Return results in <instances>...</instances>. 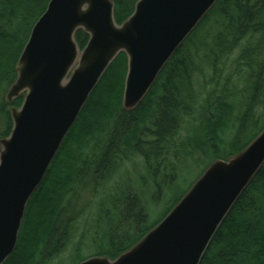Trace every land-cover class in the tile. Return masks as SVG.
I'll use <instances>...</instances> for the list:
<instances>
[{
    "label": "trees",
    "instance_id": "16d2710c",
    "mask_svg": "<svg viewBox=\"0 0 264 264\" xmlns=\"http://www.w3.org/2000/svg\"><path fill=\"white\" fill-rule=\"evenodd\" d=\"M49 1L0 0V139L12 129L10 108L22 105L23 96L11 105L5 101L16 79V63ZM137 1L113 0L117 24L132 15ZM202 29L207 32L199 44ZM75 41L82 50L88 36L78 31ZM126 73L127 58L120 54L91 93L29 200L16 248L4 264H55L65 252L81 250L88 241L98 254L87 258H116L184 196L148 227L140 193L133 186L120 191L119 178L129 174V164L132 171L140 168L141 177L149 176L141 183L143 190L160 193L164 183L159 176L166 166L174 172L182 153L212 156L209 166L243 150L264 129L263 124L237 148L248 124L258 125L264 119V0H218L130 112L122 109ZM184 124L187 137L176 144ZM190 124L194 130L197 124L199 145L191 138L195 131ZM230 144L233 149L223 151ZM94 205L96 213L91 211ZM200 264H264V166L220 225Z\"/></svg>",
    "mask_w": 264,
    "mask_h": 264
},
{
    "label": "water",
    "instance_id": "95a60500",
    "mask_svg": "<svg viewBox=\"0 0 264 264\" xmlns=\"http://www.w3.org/2000/svg\"><path fill=\"white\" fill-rule=\"evenodd\" d=\"M218 0H138L120 25L113 0H50L34 24L5 95L12 129L0 139V264L14 252L29 200L105 71L127 58L122 109L144 100L176 50ZM78 31L88 36L80 50ZM264 166V129L213 161L154 228L111 259L79 264H200L220 225Z\"/></svg>",
    "mask_w": 264,
    "mask_h": 264
},
{
    "label": "rangeland",
    "instance_id": "374dc122",
    "mask_svg": "<svg viewBox=\"0 0 264 264\" xmlns=\"http://www.w3.org/2000/svg\"><path fill=\"white\" fill-rule=\"evenodd\" d=\"M205 32H207L206 29H202L199 31V44L202 43L203 40H205V37H204ZM230 63L231 62H228V65ZM198 80L195 81V78H194L195 84H199ZM22 102H23V97H22ZM230 102L232 101L230 100ZM238 113L242 114V111L238 109ZM199 118H200V114H199ZM263 124H264V119H262L258 123V125L254 123L248 124V126L245 128L244 133L240 136L237 148L246 144L252 138V136L260 130ZM187 126H188L187 124H184V126H182V128L179 129L178 135L174 140L176 141V144H178L179 141L182 140L183 138L187 137V134H188ZM194 126H195L194 127L195 130L192 128V126L190 127L191 131L193 132L195 131L194 134H191L192 135L191 138H193L195 143L199 145V138L195 136V133H197V131L199 130L196 128L197 124H194ZM190 141L191 140H188L187 143H189L190 145L192 144L191 146L194 149H196V145L193 144L192 142L190 143ZM232 146L233 144L232 145L230 144L228 147H226V150H223V149L221 150L228 153L233 149ZM171 148L176 149L175 147H171ZM173 151L174 150H170L168 152L171 153ZM182 155L183 156L174 164V168H173L174 172L170 171V168L166 166L165 171L162 172V174L159 176L160 181L164 183L163 185H161L163 186V190H161L160 193L154 189L150 190V188H148L149 191H145L142 189L141 183L143 181H146L147 177H148L147 179H149V176H146V174H144V176L141 177L140 176L141 171L139 167L138 168L136 167V170L132 171L134 166L129 164L127 167L129 174L128 175L121 174L119 178V180H121L120 186L123 185L120 191H122L124 187L128 188V187L133 186V188L137 190V193L138 194L140 193L141 200L143 201V204L145 206V209H146V212L149 218L148 227L158 222L164 216V214L168 212L170 207L187 192L190 186L199 178L202 171L203 170L205 171V169L208 167L207 165L213 160L212 156L208 158L200 157L197 151L193 155L192 154L187 155L184 153H182ZM134 160L136 161L137 159L134 158ZM142 191H145V192H142ZM91 211H93L92 213L98 212L99 211L98 206L94 205ZM94 226L95 225L93 224V222H89L88 224L89 228H93L94 230ZM105 230H106V225L103 224L101 231L105 232ZM91 239L92 238L89 237L88 240H91ZM94 254H98L97 247H95L94 245H92L90 241H88L84 245V247L81 248V250H76L75 252H71L70 254L68 251L65 252V254L63 255V258H60L59 260H57L55 264H79L82 261V259L87 258L88 256H93Z\"/></svg>",
    "mask_w": 264,
    "mask_h": 264
}]
</instances>
